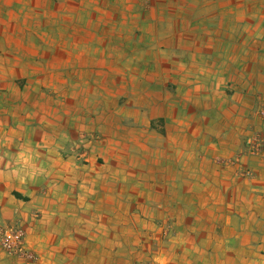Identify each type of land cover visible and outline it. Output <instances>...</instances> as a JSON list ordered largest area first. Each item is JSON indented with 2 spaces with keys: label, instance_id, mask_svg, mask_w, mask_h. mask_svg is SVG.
I'll return each instance as SVG.
<instances>
[{
  "label": "crops",
  "instance_id": "crops-1",
  "mask_svg": "<svg viewBox=\"0 0 264 264\" xmlns=\"http://www.w3.org/2000/svg\"><path fill=\"white\" fill-rule=\"evenodd\" d=\"M63 1L0 0V224L34 254L0 264H264V154H240L254 107L225 85L264 59V5L230 18L236 38L172 19L122 55L100 34L123 27L119 0Z\"/></svg>",
  "mask_w": 264,
  "mask_h": 264
},
{
  "label": "rangeland",
  "instance_id": "rangeland-1",
  "mask_svg": "<svg viewBox=\"0 0 264 264\" xmlns=\"http://www.w3.org/2000/svg\"><path fill=\"white\" fill-rule=\"evenodd\" d=\"M59 3H63V0H56ZM79 1V0H78ZM121 3L120 8V15L115 16V22L119 21L123 25V27L120 30H114V31H104L100 32V34H103L104 40L106 41L105 46V52L114 47L115 53L119 54H130L133 53L134 48H142L143 47V41L147 37H152L153 35H157L160 33L158 28L160 27L161 23L168 24L171 23L172 19L175 22L177 20H180L181 24H184V26H189L190 30L188 31H182L188 36V38L192 37L193 39L199 35L200 40H207L210 37L213 36L215 32H210L208 24L210 22L217 23L218 25H222L223 28L221 30H216L217 35L216 38L219 37L222 40H225L228 38V34H232L235 36V38L238 36V34H241L240 31H231V30H225V26L227 24H230V18L235 16V14L238 12L240 13L243 9H246L247 6L252 9L251 12L253 13V10H257L258 7H261L264 5L263 0H119ZM135 1L136 9H132L131 11L128 9V6L130 7V4ZM114 0H105L106 7L104 8L105 12L108 10L115 11L116 10V2L113 3ZM170 3V4H169ZM177 6L182 9V13L180 14H171L169 9H165L164 6ZM162 8V9H161ZM201 8L202 11L199 14V9ZM211 13H208L209 10H211ZM231 9V10H230ZM246 9V10H250ZM136 10V11H135ZM155 10H164V13H151ZM194 10V11H192ZM217 10V15H216ZM231 11V12H230ZM137 12V14H134ZM166 12H169V14H166ZM228 12V13H226ZM234 12V13H233ZM245 16L247 18L251 19H258V16H255L256 13H253V15ZM104 18L107 20V13L104 15ZM119 19V20H118ZM246 21V20H244ZM234 23V22H233ZM193 24L202 25L201 30H192L191 26ZM200 27V28H201ZM220 31V32H219ZM213 33V34H212ZM244 33V32H243ZM248 33L256 34L257 36L255 39L259 41L258 46L254 48V51H250V56L257 54L260 58H264V47L262 46V42H264V31H249ZM119 34V35H118ZM220 34V35H219ZM227 34V35H226ZM226 35V37L224 36ZM237 35V36H236ZM114 42V44H113ZM142 42V43H140ZM111 45V46H109ZM144 48V47H143ZM165 48H163L164 50ZM184 66L185 75L189 74L188 67H191V63L183 62L182 64ZM225 64H222V67ZM228 65V64H226ZM240 64L238 63H232L233 67V78L230 81L225 82V85H227V93L233 94L234 92H240L244 94V101L249 106H245V108L250 109V107H254L253 109H250L248 111V127L245 128V131L248 132L247 135H244L242 137V140H244L243 144V153H250V154H264V92L261 94L260 98L257 99L253 92L256 90V81L258 82V91L259 88H262L264 90V59L263 60H253L249 62V70L247 71V77L244 78L245 73L242 72L243 78L239 76L241 75V69L239 67ZM120 66H122V70H126V72L131 71L128 70L129 68L135 69L134 66H137V69L144 68L143 63H121ZM144 70V69H143ZM183 69H180V72ZM250 75V76H248ZM191 78V77H189ZM187 79V78H186ZM192 79V78H191ZM247 81V87H242L240 81ZM24 82L26 79H19L18 82ZM127 82V80H126ZM246 84V82H244ZM170 91L174 92L175 88L172 86L169 88ZM247 94V95H246ZM126 95L122 98L121 102L126 103L127 101ZM239 107L243 104H238ZM187 114V111L185 112ZM203 114V112H201ZM203 120V119H202ZM156 125L153 127L160 131V133L164 132V127L162 124V119H156ZM161 122V123H160ZM201 130L206 131L208 134L210 131V128L207 126H202ZM212 133V130H211ZM102 159H99L101 161ZM103 164H106L105 160H102ZM248 171L251 172L249 169L245 170L244 172Z\"/></svg>",
  "mask_w": 264,
  "mask_h": 264
},
{
  "label": "built area",
  "instance_id": "built-area-1",
  "mask_svg": "<svg viewBox=\"0 0 264 264\" xmlns=\"http://www.w3.org/2000/svg\"><path fill=\"white\" fill-rule=\"evenodd\" d=\"M25 235L22 227L0 224V247L10 254L33 259L34 254L25 245Z\"/></svg>",
  "mask_w": 264,
  "mask_h": 264
}]
</instances>
